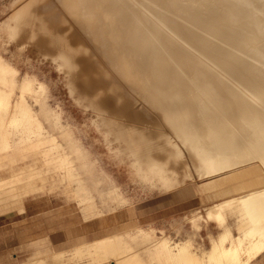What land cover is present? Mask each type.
<instances>
[{"label": "bare ground", "instance_id": "6f19581e", "mask_svg": "<svg viewBox=\"0 0 264 264\" xmlns=\"http://www.w3.org/2000/svg\"><path fill=\"white\" fill-rule=\"evenodd\" d=\"M9 40L57 61L75 94L117 119L114 134L122 145L160 143L148 137L147 127L156 122L148 108L158 110L170 129L189 134V142L202 149V163L211 160L210 173L253 161L264 171V0L19 4L0 27V148L39 145L47 119L62 129L66 142L56 143L58 159L73 172L76 161L88 163L89 153L49 104V83L36 73L23 75L8 56ZM204 132L213 135H200ZM154 159L165 162L168 155L159 152ZM95 181L101 194L110 192L118 203L129 202L107 174ZM80 191L87 198L90 189L83 185ZM258 192L249 202L263 214L264 188ZM225 242L223 237L210 251H198L190 239L172 241L155 229L127 225L87 242L85 250L112 264H241L243 247L227 248Z\"/></svg>", "mask_w": 264, "mask_h": 264}, {"label": "rangeland", "instance_id": "374dc122", "mask_svg": "<svg viewBox=\"0 0 264 264\" xmlns=\"http://www.w3.org/2000/svg\"><path fill=\"white\" fill-rule=\"evenodd\" d=\"M23 1L0 0V27ZM8 45V56L23 75L36 73L49 83V104L60 111L65 125H71L89 161L86 165L76 161L70 172L58 159L61 151L56 143L66 142L62 129L47 119H43L45 134L39 145L9 151L0 148V264H112L110 259H94L85 244L136 224L154 226L172 241L190 239L198 251L208 249L207 240L195 244L196 228L188 218L205 209L209 218V208L223 197L211 187L217 176L198 174L196 167L202 169L205 158L201 147L189 142V134L170 129L158 110L147 108V114L156 118L147 127L148 137L160 143L155 148L122 145L114 134L117 119L75 94L57 61L32 46L21 48L11 40ZM66 151L73 152L71 148ZM159 152L166 153L168 161L155 160ZM168 168L182 177L171 188L163 187L160 179ZM186 170L192 175L185 176ZM102 174L118 182L129 202L118 203L110 192L101 194L95 178ZM83 185L90 189L87 198L80 191ZM102 186L108 188V183ZM79 249L85 251L81 254Z\"/></svg>", "mask_w": 264, "mask_h": 264}, {"label": "crops", "instance_id": "0c3cea01", "mask_svg": "<svg viewBox=\"0 0 264 264\" xmlns=\"http://www.w3.org/2000/svg\"><path fill=\"white\" fill-rule=\"evenodd\" d=\"M182 164L186 169V164ZM201 166L202 169L196 167L200 176L218 177L211 183V187L215 188L216 194L223 198L209 208L210 219L206 209L205 212H197L196 215L188 218L196 228L195 244H206L205 240H207L210 247L203 251L208 252L216 243L221 242L223 237H226L224 245L227 248L237 245L243 247L240 253L241 264H264V213L262 214L263 209L259 205L254 206L252 202H249L251 195L259 193L258 191L264 188V171L259 170V163L253 161L215 173L209 172L212 166L210 162H204ZM170 169H165L162 175V186L165 188L177 185L182 179L179 175L171 173ZM186 171L185 176L192 175L188 170ZM194 219L195 222H193ZM147 228L156 230L154 226ZM212 237H214L213 240ZM223 264H229V261L225 260Z\"/></svg>", "mask_w": 264, "mask_h": 264}]
</instances>
